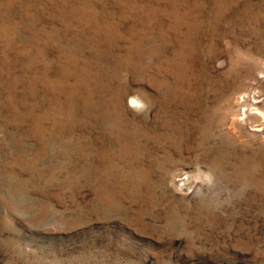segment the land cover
Wrapping results in <instances>:
<instances>
[{
	"label": "rangeland",
	"instance_id": "rangeland-1",
	"mask_svg": "<svg viewBox=\"0 0 264 264\" xmlns=\"http://www.w3.org/2000/svg\"><path fill=\"white\" fill-rule=\"evenodd\" d=\"M0 264H264V0H0Z\"/></svg>",
	"mask_w": 264,
	"mask_h": 264
}]
</instances>
